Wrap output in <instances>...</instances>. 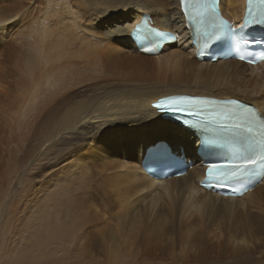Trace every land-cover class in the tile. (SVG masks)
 Returning <instances> with one entry per match:
<instances>
[{"label":"bare ground","instance_id":"bare-ground-1","mask_svg":"<svg viewBox=\"0 0 264 264\" xmlns=\"http://www.w3.org/2000/svg\"><path fill=\"white\" fill-rule=\"evenodd\" d=\"M221 7L241 19L245 0H221ZM180 8V0H0V125L23 116L28 102L37 135L53 140L55 169L45 184L53 205L45 217L55 253L75 248L120 264L152 248L168 260L185 256L191 238L195 245L213 238L238 263L264 264V179L245 195L225 197L199 186L200 166L166 180L141 169V148L159 138L179 149L197 146L194 132L152 105L160 97H235L264 113V63L198 61L183 41ZM146 11L155 25L177 29L179 42L158 54L139 52L130 30ZM33 148L18 147L15 161L0 150V162L24 163ZM148 225L161 227L149 232Z\"/></svg>","mask_w":264,"mask_h":264},{"label":"rangeland","instance_id":"rangeland-1","mask_svg":"<svg viewBox=\"0 0 264 264\" xmlns=\"http://www.w3.org/2000/svg\"><path fill=\"white\" fill-rule=\"evenodd\" d=\"M21 28L25 29L23 25ZM29 88L25 86L23 92H27ZM22 90L20 93H23ZM27 104L28 102H24V109L26 110L23 116L19 115L11 121L12 123L0 125V150H5L10 155L8 158L15 161L17 156L15 151H17L18 147L26 148L32 144L34 146V151H31L29 158L24 163L18 160L17 165L13 164L9 167V165L5 166L6 161L4 159L2 160L4 164L0 162V264H118L113 260H108L105 256H99L91 260L84 255L82 256V254L80 255V252L75 250V248L65 253L61 251L55 253L57 247L52 243L51 235L49 234L51 220L48 216L45 217L47 210L52 208L53 205L51 187L45 186L52 178V172L55 169L52 164L53 161H51V155H49L53 140H43L42 136L37 135L31 116L34 111L30 110L26 106ZM64 140H66L65 135L60 134L56 141L63 142ZM34 159H36L38 164H36ZM41 159H44V161L40 162ZM71 177L72 175L69 179ZM98 198H94L97 208L100 201L99 196ZM160 227L156 228L155 225H148L145 228L147 231L152 232L159 230L158 228ZM191 239L188 241V247L182 251L185 256L188 254L187 262L184 261L185 256H177L168 260L155 258L156 256L164 255L150 248L145 252L144 259L139 256L138 258L133 256L125 259L120 264H241L238 263L241 262V259L234 260L233 256L226 254L222 248L212 245L213 238L207 239L206 242H203L204 244L198 243L196 245V241H193V239L191 241ZM229 248L234 249L231 246ZM37 252L39 256L41 254L45 256L31 261L23 259V255H32ZM189 255L195 256L196 260L191 262Z\"/></svg>","mask_w":264,"mask_h":264},{"label":"snow or ice","instance_id":"snow-or-ice-1","mask_svg":"<svg viewBox=\"0 0 264 264\" xmlns=\"http://www.w3.org/2000/svg\"><path fill=\"white\" fill-rule=\"evenodd\" d=\"M258 2L264 5V0H258ZM180 3L184 8L185 15L188 14V6L195 3L202 7L210 17H215V9L212 7L211 0H180ZM217 19L220 25L227 27L228 43L235 50L240 51L241 45L256 42L245 35L234 32L232 26L222 18ZM198 23L203 24V19ZM248 24L264 25V13L255 18L249 14L245 18L244 26ZM146 25L147 21L134 25L130 30L131 34L139 40H145L148 39L149 35L157 34L155 29H151L149 33L145 34L142 31V26L146 27ZM198 31L202 32L205 46L220 38L218 31L209 32L203 29H198ZM260 42L264 43V37L261 38ZM240 58L244 59L243 56ZM180 99L183 98L162 99L155 107L161 111L173 112V114L180 113L192 117L202 115V112L193 109L181 110L177 102ZM229 103L234 102L230 101ZM200 127L211 133V136L203 137L202 146L214 139L216 143L223 144L228 151V156L223 163H213L208 166L207 177L209 182L214 181L217 184H223L229 180L251 178L256 172L264 176V116H259L248 109H245L243 113L221 112L212 121L206 122Z\"/></svg>","mask_w":264,"mask_h":264}]
</instances>
